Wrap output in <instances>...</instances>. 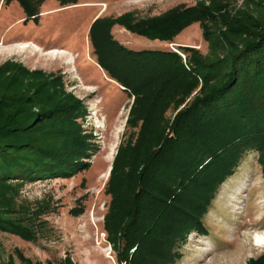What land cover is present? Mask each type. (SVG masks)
Listing matches in <instances>:
<instances>
[{
  "label": "trees",
  "instance_id": "1",
  "mask_svg": "<svg viewBox=\"0 0 264 264\" xmlns=\"http://www.w3.org/2000/svg\"><path fill=\"white\" fill-rule=\"evenodd\" d=\"M16 1L28 19H37L46 0ZM58 1L65 8L79 0ZM222 1L92 25L99 60L134 98L126 125L132 132L105 187L111 200L104 231L118 264H175L189 234L207 232L205 215L246 155L256 152L264 173V0H244L232 10ZM194 23L208 53L178 47L185 60L175 48L128 49L111 34L120 24L173 44ZM86 113L85 101L65 92L62 77L17 63L0 66V232L38 242L40 211L17 202L21 188L90 169L97 146L78 123ZM16 254L26 264H42ZM47 264L76 263L67 256ZM247 264H264V254Z\"/></svg>",
  "mask_w": 264,
  "mask_h": 264
},
{
  "label": "rangeland",
  "instance_id": "2",
  "mask_svg": "<svg viewBox=\"0 0 264 264\" xmlns=\"http://www.w3.org/2000/svg\"><path fill=\"white\" fill-rule=\"evenodd\" d=\"M206 1L211 0H79L63 8L58 0H46L37 19H28L16 0L0 3V66L17 63L62 77L65 92L85 101L87 113L78 123L97 146L89 170L70 179L39 180L21 188L17 202L40 211L35 225L38 242L0 232L1 264L10 258L15 264H26L16 250L33 263H58L71 256L76 264H118L104 231L111 200L105 187L118 150L132 132L126 125L134 98L99 60L90 35L92 25L100 18L127 16L137 22L162 17ZM222 2L232 10L244 0ZM111 34L134 51L193 47L208 53L199 23L182 31L173 44L137 36L120 24L113 26ZM203 221L207 232L189 234L175 264H247L264 254V247L254 246L258 240L264 244V173L256 152L246 155L220 187Z\"/></svg>",
  "mask_w": 264,
  "mask_h": 264
},
{
  "label": "bare ground",
  "instance_id": "3",
  "mask_svg": "<svg viewBox=\"0 0 264 264\" xmlns=\"http://www.w3.org/2000/svg\"><path fill=\"white\" fill-rule=\"evenodd\" d=\"M38 48V47H37ZM50 53H52V54H58V53H63L62 51H57V50H51L50 51ZM262 238V237H261ZM260 239V238H259ZM261 240H258V244H261V245H264V244H262V242H260Z\"/></svg>",
  "mask_w": 264,
  "mask_h": 264
},
{
  "label": "clouds",
  "instance_id": "4",
  "mask_svg": "<svg viewBox=\"0 0 264 264\" xmlns=\"http://www.w3.org/2000/svg\"><path fill=\"white\" fill-rule=\"evenodd\" d=\"M99 129H100V128H99ZM254 246H255L256 248H263V247H264V245L261 246V245H259L257 242H255V241H254Z\"/></svg>",
  "mask_w": 264,
  "mask_h": 264
},
{
  "label": "built area",
  "instance_id": "5",
  "mask_svg": "<svg viewBox=\"0 0 264 264\" xmlns=\"http://www.w3.org/2000/svg\"><path fill=\"white\" fill-rule=\"evenodd\" d=\"M174 49V48H173ZM175 52L179 53V51H177L176 49H174Z\"/></svg>",
  "mask_w": 264,
  "mask_h": 264
}]
</instances>
